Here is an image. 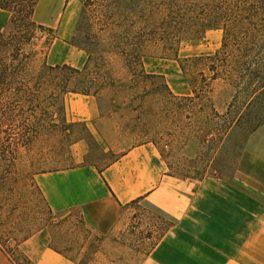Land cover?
Instances as JSON below:
<instances>
[{
  "label": "rangeland",
  "instance_id": "374dc122",
  "mask_svg": "<svg viewBox=\"0 0 264 264\" xmlns=\"http://www.w3.org/2000/svg\"><path fill=\"white\" fill-rule=\"evenodd\" d=\"M70 1L68 9L76 16L74 33L68 40L73 48L63 43L51 47L58 37V31L45 25L49 31H38L31 46L26 49L33 55L30 69L35 72L44 64L50 66L52 63L69 61L77 52L83 51L88 56V62L82 69V76L75 77L74 81L80 83L81 87L83 84L87 86L92 93L90 95L100 101L103 113H109L106 115V126L111 130L104 129L109 146L105 148L96 141L94 143L80 124L72 128V137L66 140L65 136L70 135L69 130L63 128L58 117L54 123L47 121L52 129L42 133L31 147L23 148L17 146L19 133L14 124L8 121L1 124L0 244L15 262L23 260L22 252L18 250L19 242L41 229H47L54 245L65 249L68 254L70 247L87 243L88 232L82 220L76 217L59 220L52 216L30 179L34 174L80 165L82 150L77 146L71 147L75 138L86 137L88 148L85 164L96 163L100 166L113 161L123 150L153 143L165 159L168 174L179 180L182 187L193 190L214 184L215 181L233 179L242 155L252 153L264 158L263 116L259 120L261 123H256H259L257 126L241 125L231 139L224 142L221 133L211 128L199 129V125L195 128L194 117L200 109V100L193 103L184 101L182 104L180 101L181 98L193 97V90L199 91V96L209 106L207 117L212 115L210 107L224 115L230 107H241L258 97L259 104L264 102V31L259 76L251 83L246 82L255 89L248 94L237 95L232 88L235 85L222 79L213 81L208 74V64L195 59L212 56L221 49V30H210L201 38L184 44L177 56H166L157 47H147L143 70L147 75L159 78H142L143 84L140 82V86L131 90L126 88L132 80L130 67L114 44L117 39L113 37V31L117 30L115 27L113 31L105 29L104 25L108 16L103 14L105 4L113 2ZM198 1L209 3L210 0ZM81 2L87 5L83 15ZM66 6L64 0H44L40 6H36L34 21L40 25L47 21L57 24ZM7 20V17L0 15V27L6 25ZM74 37L82 48L71 45ZM62 75L59 74L58 78H62ZM163 83L169 87V91H165ZM156 89L162 92L159 97L140 99L134 104L131 102L141 92ZM126 214L129 226L126 222L125 230L133 232V237H124L122 241L131 246L134 241L146 237L157 238L170 224L168 217L147 203L130 207ZM98 240L99 237H91V244L99 243ZM146 246L149 247L150 242ZM133 259L134 256L127 253V260L134 262Z\"/></svg>",
  "mask_w": 264,
  "mask_h": 264
},
{
  "label": "crops",
  "instance_id": "0c3cea01",
  "mask_svg": "<svg viewBox=\"0 0 264 264\" xmlns=\"http://www.w3.org/2000/svg\"><path fill=\"white\" fill-rule=\"evenodd\" d=\"M65 2L57 24H41L58 31L53 48L57 43L67 45L74 33L76 16L68 9L71 1ZM69 61L50 66L82 70L88 56L79 51ZM92 96L68 95L65 117L69 124H83L87 136L106 148L109 113H103L100 101ZM85 140L83 136L71 146L82 150L80 165L30 179L52 216L82 220L87 243L70 247L68 254L54 245L47 229H41L19 242L23 257L19 262L0 244V264H264V158L242 155L233 179L193 190L168 174L165 159L153 143L123 150L100 166L85 164ZM142 203L159 210L170 224L157 238L146 237L131 246L122 241L133 237L125 230L126 212ZM91 237H99V243L91 244ZM127 253L134 262L127 260Z\"/></svg>",
  "mask_w": 264,
  "mask_h": 264
},
{
  "label": "trees",
  "instance_id": "16d2710c",
  "mask_svg": "<svg viewBox=\"0 0 264 264\" xmlns=\"http://www.w3.org/2000/svg\"><path fill=\"white\" fill-rule=\"evenodd\" d=\"M107 1L102 0L103 3ZM110 1L113 4H105L103 11V14H108L104 25L105 29L112 31L116 28L117 31H113V37L117 39L115 47L130 67L132 80L126 88L135 90L140 82L143 84L142 78H159L147 75L143 70L147 47H157L166 56H177L184 44L201 38L210 30H221V49L212 56L195 58L196 61L208 64V74L213 81L222 79L234 84L232 88L237 95L255 90L246 82H253L261 67L264 0H210L209 3L198 0ZM38 2L0 0V15L8 19L6 25L0 27V128L7 121L14 124L19 133L17 146L23 148L31 147L42 133L52 129L48 120L54 123L60 117L63 128L70 133L78 124H69L66 120V97L70 94H92L87 86L83 84L81 87L74 81L75 77L82 76L83 70L68 65L52 67L44 64L37 71H31L33 55L26 49L38 31L48 30L34 21ZM81 3L83 15L87 5ZM113 19L115 21L109 23ZM71 45L82 48L75 37ZM59 74L63 77L58 78ZM163 84L165 91H169V87ZM193 92V97L181 98L180 101L181 104L184 101H201L194 117L195 128L197 125L199 129L211 128L221 133L224 142L230 140L241 125L257 126L261 116L264 117V102L258 103L260 97L245 102L241 107L232 106L224 115L210 107L212 115L207 117V102L201 99L199 91ZM161 93L157 89L145 90L131 102L159 97ZM143 104L139 106L145 107ZM234 112L235 116L232 115ZM71 137L70 133L65 139Z\"/></svg>",
  "mask_w": 264,
  "mask_h": 264
}]
</instances>
